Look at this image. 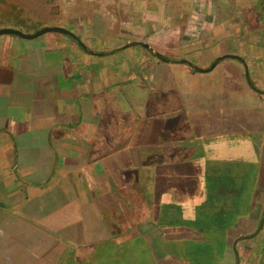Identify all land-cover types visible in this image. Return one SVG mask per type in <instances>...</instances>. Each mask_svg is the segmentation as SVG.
Here are the masks:
<instances>
[{
    "label": "crops",
    "instance_id": "crops-1",
    "mask_svg": "<svg viewBox=\"0 0 264 264\" xmlns=\"http://www.w3.org/2000/svg\"><path fill=\"white\" fill-rule=\"evenodd\" d=\"M201 3L94 0L56 25L96 54L237 55L251 86L229 58L201 73L140 46L0 39V264H264V34L218 29ZM250 150L247 196L230 167Z\"/></svg>",
    "mask_w": 264,
    "mask_h": 264
},
{
    "label": "rangeland",
    "instance_id": "rangeland-1",
    "mask_svg": "<svg viewBox=\"0 0 264 264\" xmlns=\"http://www.w3.org/2000/svg\"><path fill=\"white\" fill-rule=\"evenodd\" d=\"M92 1L94 0H51L47 4L45 0H0V28L33 33L43 26H55L57 23L66 24L68 19L74 18L81 12L82 3ZM11 6L18 9L14 10ZM200 10L202 18L210 14L215 17L217 22H221L218 29H238L241 32L254 30L258 32L257 37L252 39L255 41H260L261 35L264 34V0H202ZM15 15L18 16L17 22L12 21ZM5 38L17 43L23 41L15 36H0V39ZM262 40L264 41V39ZM6 48L8 55L12 49L10 42L6 44ZM239 140L242 141L243 147L249 146L244 135L239 134ZM252 155L251 150L248 151V155L242 159L243 161L230 167L232 170H236L238 167L246 170L247 177L243 184L246 190L244 194L247 196L251 194L250 190L258 173L257 164ZM237 165L238 167H236ZM261 200L264 205V198ZM180 255L185 256V261L198 258V256L192 258L185 248L183 252H180ZM198 263L206 264L204 258L198 259Z\"/></svg>",
    "mask_w": 264,
    "mask_h": 264
},
{
    "label": "water",
    "instance_id": "water-1",
    "mask_svg": "<svg viewBox=\"0 0 264 264\" xmlns=\"http://www.w3.org/2000/svg\"><path fill=\"white\" fill-rule=\"evenodd\" d=\"M50 33L60 34V35L70 37L71 39H73L76 42V44L84 52H86L90 55H98V56L111 55V54H114L115 52L123 51V50H126V49L134 47V46H140L143 49H145L150 55H152L153 57H155L156 59H158L162 62L187 65L193 71L201 72V73L211 71L220 61L227 59V58L238 60L244 64V61L240 57H238L237 55L228 54V55H223V56L215 59L214 62L207 69H200L185 59L172 60V59L165 58L161 54H159L158 52L154 51L147 43H144L141 41H131V42H128L125 45L118 47L116 49H113L109 52L96 54V53L90 51L78 36H76L73 32H71V31H69L66 28L61 27V26H56V25L55 26H43L33 33H23L19 30L11 29V28H0V36H15V37H18L22 40H33V39L39 38L41 36H44V35L50 34ZM244 76H245V79H246V82L248 83V85L251 86V81H250L248 70H247V67L245 64H244ZM263 214H264V211H263Z\"/></svg>",
    "mask_w": 264,
    "mask_h": 264
},
{
    "label": "flooded vegetation",
    "instance_id": "flooded-vegetation-1",
    "mask_svg": "<svg viewBox=\"0 0 264 264\" xmlns=\"http://www.w3.org/2000/svg\"><path fill=\"white\" fill-rule=\"evenodd\" d=\"M262 207H263V209H262V218H260V222H259V224H258V226H257V228H256V230L254 231V233H253V235L254 234H257L258 232H260L262 229H263V227H264V214H263V211H264V205H262ZM252 236V235H251Z\"/></svg>",
    "mask_w": 264,
    "mask_h": 264
},
{
    "label": "trees",
    "instance_id": "trees-1",
    "mask_svg": "<svg viewBox=\"0 0 264 264\" xmlns=\"http://www.w3.org/2000/svg\"><path fill=\"white\" fill-rule=\"evenodd\" d=\"M51 0H45V2H47V4L50 2ZM12 8H14V10L16 9H18V8H15L14 6H11ZM17 19H18V16L17 15H15L14 16V20H12L13 22H17Z\"/></svg>",
    "mask_w": 264,
    "mask_h": 264
},
{
    "label": "built area",
    "instance_id": "built-area-1",
    "mask_svg": "<svg viewBox=\"0 0 264 264\" xmlns=\"http://www.w3.org/2000/svg\"><path fill=\"white\" fill-rule=\"evenodd\" d=\"M86 1H91V0H86ZM193 32V31H192ZM195 34V33H194Z\"/></svg>",
    "mask_w": 264,
    "mask_h": 264
}]
</instances>
